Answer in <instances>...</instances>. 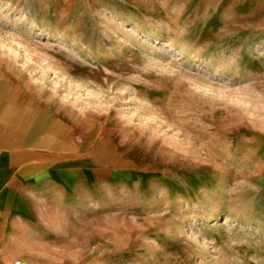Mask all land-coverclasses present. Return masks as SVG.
<instances>
[{"label": "rangeland", "instance_id": "obj_1", "mask_svg": "<svg viewBox=\"0 0 264 264\" xmlns=\"http://www.w3.org/2000/svg\"><path fill=\"white\" fill-rule=\"evenodd\" d=\"M15 82L109 172L64 264H264V0H0Z\"/></svg>", "mask_w": 264, "mask_h": 264}, {"label": "crops", "instance_id": "obj_2", "mask_svg": "<svg viewBox=\"0 0 264 264\" xmlns=\"http://www.w3.org/2000/svg\"><path fill=\"white\" fill-rule=\"evenodd\" d=\"M17 85L0 93V264H64L67 233H80L83 202L109 186V172L99 182L97 151L83 158L64 119Z\"/></svg>", "mask_w": 264, "mask_h": 264}, {"label": "built area", "instance_id": "obj_3", "mask_svg": "<svg viewBox=\"0 0 264 264\" xmlns=\"http://www.w3.org/2000/svg\"><path fill=\"white\" fill-rule=\"evenodd\" d=\"M13 264H34V263H26V262H22V261H16Z\"/></svg>", "mask_w": 264, "mask_h": 264}]
</instances>
